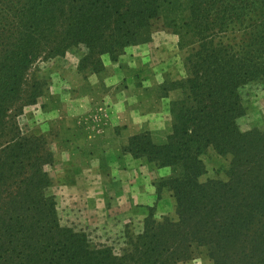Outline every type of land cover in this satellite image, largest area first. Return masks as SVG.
<instances>
[{
	"label": "trees",
	"instance_id": "1",
	"mask_svg": "<svg viewBox=\"0 0 264 264\" xmlns=\"http://www.w3.org/2000/svg\"><path fill=\"white\" fill-rule=\"evenodd\" d=\"M251 15L260 23L247 29ZM159 24L197 37L198 48L188 79L175 85L182 97L166 142L144 131L123 151L172 169L157 190L173 194L176 219L158 221L145 206L143 231L128 227L120 248L94 243L61 225L44 170L54 155L43 136L23 133L19 117L48 89L40 62L77 48L81 69L96 71L104 55L117 61ZM263 82L264 0H0V264H179L200 249L213 264H264V222L254 230L264 220V130L243 132L237 122L241 90ZM209 147L233 157L228 183L200 182Z\"/></svg>",
	"mask_w": 264,
	"mask_h": 264
},
{
	"label": "rangeland",
	"instance_id": "2",
	"mask_svg": "<svg viewBox=\"0 0 264 264\" xmlns=\"http://www.w3.org/2000/svg\"><path fill=\"white\" fill-rule=\"evenodd\" d=\"M180 1L186 4L190 0ZM176 15L174 12L173 17ZM256 20L251 15L247 21H243V25L248 29L260 23ZM238 26L234 24L231 30H238ZM195 48H198V38L192 34L175 27L156 25L152 33L125 50L123 55L126 58L138 60L136 64L130 62L137 71L131 68L129 61L121 63L126 85L119 84L116 79L111 81L115 70L112 66L106 68L104 63L116 64L123 55L117 61H113L110 55H104L103 68L99 67L96 71L91 66L81 69L84 53L77 48L70 49L63 57L38 64L36 75L47 81L48 89L36 105L25 109L19 123L25 135L43 136L54 155L53 164L46 165L44 170L49 173L52 182L49 194L56 199L62 226L86 231L94 243L120 248V241L128 227L133 234L143 231L147 212L145 205L155 207V219L158 221L163 217L176 219L173 194L168 189L157 190V186L161 185L160 180L172 175V169H159L145 158L135 159L123 150L119 156L102 153L98 145H103L104 140L99 138V133L103 131L101 122H105V114L108 115L106 108H110L108 99H104L111 95L114 88L120 89L125 85L130 95L127 101L131 102L133 85L129 84V80L133 77L134 84L136 80L139 82L137 91L140 105L142 111L147 112L151 125V130L147 131L151 133L154 143H165L174 118L171 105L182 97L181 89L175 85L188 79L187 61ZM241 94L245 114L237 119L241 131L264 130V82L245 86ZM90 99L94 104L92 110L87 105ZM67 105L70 110H67ZM99 108H103L104 112ZM73 118L80 120L77 131L74 121L78 120ZM111 136L112 139L107 134L108 140L115 145L112 149L119 150L125 138ZM83 142L89 145L82 147ZM204 151L201 159L206 173L200 182L228 183L233 157L230 154L220 155L212 147ZM124 156L126 161L122 165L131 169L124 167L111 171L110 167L117 158ZM113 178L122 181L118 183ZM259 220L264 222L258 217L254 230L259 231ZM179 264L213 262L206 250L200 249L193 259Z\"/></svg>",
	"mask_w": 264,
	"mask_h": 264
},
{
	"label": "crops",
	"instance_id": "3",
	"mask_svg": "<svg viewBox=\"0 0 264 264\" xmlns=\"http://www.w3.org/2000/svg\"><path fill=\"white\" fill-rule=\"evenodd\" d=\"M126 55H123L122 58L119 60L118 63L113 64L111 62H104L105 63V67L108 68L109 66H112L113 69L115 70V74L110 77V80L113 81L114 79H116V81H118V83H127V79H126V75L123 72V69L121 66V63L125 64V63H129L131 61H134L135 64L138 61L137 59H129L126 58ZM125 59V60H124ZM110 61V60H109ZM130 65L132 66L131 68H134V71H137L136 67L133 66L131 63ZM134 78L132 77V80ZM132 80H129V84L133 85L132 87V93L131 96L133 98H131V102H128V97L129 92H128V88L127 86L123 85L120 89L114 88V90L111 92V95L106 96L107 98H105L104 100L106 101L108 99V103L110 105V108H106L108 115H106L105 113V122H101L102 123V129L103 131L101 133H99V138L104 140L103 145H98L100 149H102V153L106 152V154H116L117 156L123 154V152H121V150H123L124 147L127 146L128 144V140L131 136H134L136 134L142 133L144 131L147 130H151V125L147 120V112L142 111V106L140 105V100H139V95H138V89H139V82L138 80H136V83L134 84L132 82ZM126 98V100H125ZM89 104L87 103L88 107L91 108V110L94 107L93 104V99H90V101H88ZM102 107V106H101ZM67 110H70V106L67 105ZM99 110H104L103 108H99ZM104 112V111H103ZM76 119L78 121H74V129L75 131L79 130V126L78 124L80 123V120L78 118H73ZM105 123V124H104ZM105 125V127L103 128V126ZM84 128V127H81ZM81 130V129H80ZM98 130V129H97ZM100 131V130H99ZM105 134V136L103 135ZM110 139H112V134L113 135H118V137H122L123 139L125 138V141L121 144V146L119 147V150H115L112 148H115V145L108 140V137ZM85 137V136H84ZM83 137V138H84ZM89 145V144H88ZM88 145L84 144L81 145L82 147H87ZM126 161V156H124L123 158L119 159L117 158V161L115 163H113L112 167H110L111 171H116L119 169H122L124 167L127 166H123L122 162ZM128 163V162H126ZM129 168V167H127ZM131 169V168H129ZM115 178V177H114ZM113 178V181H119L118 183H121L122 180H116ZM150 192V190H149ZM150 195V193H149ZM147 206V205H145ZM148 211L146 212V214L144 215L146 217Z\"/></svg>",
	"mask_w": 264,
	"mask_h": 264
}]
</instances>
